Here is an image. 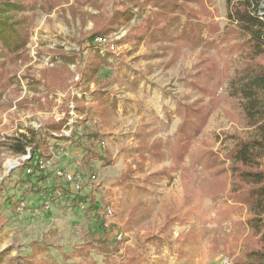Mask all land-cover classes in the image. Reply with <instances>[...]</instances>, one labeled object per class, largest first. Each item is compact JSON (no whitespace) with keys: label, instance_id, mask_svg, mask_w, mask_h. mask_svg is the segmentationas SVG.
Returning <instances> with one entry per match:
<instances>
[{"label":"rangeland","instance_id":"1","mask_svg":"<svg viewBox=\"0 0 264 264\" xmlns=\"http://www.w3.org/2000/svg\"><path fill=\"white\" fill-rule=\"evenodd\" d=\"M101 1L105 19L122 9L119 1ZM204 1L208 7L203 10L204 19L218 24L222 32L233 28L228 19L230 0ZM154 2L149 0L145 16L136 14L130 24L110 36L116 41V52L103 48L104 54L111 55L112 67L100 70L99 84L117 99V113L109 118L97 115L92 97L81 95L77 87L68 94H58L51 112L39 110L32 101L40 96L41 71L54 63L44 53L57 46L67 51L80 49L76 43L81 32L78 23L73 25L60 11L48 17L38 14L31 28V62L15 66L11 89L0 107V140L27 134L28 128L42 132L51 119L60 121L69 96L85 97L88 102L83 115H77L73 103L69 104L68 129L59 135L67 140H49L53 157L41 166L48 176L45 182L28 177L32 170L24 164L29 156L1 153L3 264H119L124 256L136 257L137 264H264L248 256L260 247L259 237L247 224L251 217L247 208L231 203L230 163L225 158L231 146L227 137H249L253 130L228 97L226 85L217 90L211 84L208 90L198 82L208 68L214 71L208 75L219 73L215 78L226 83L240 62L233 47L243 39L235 31L226 41L217 40L216 35L215 47L209 50L152 42L146 33V20L158 12ZM261 7L264 9V0ZM24 16L32 14L24 11L16 15ZM92 26L89 23L86 28ZM8 63L0 56V73L10 71ZM74 79L79 81V76ZM97 86L92 84L91 90ZM179 101L210 107L185 163L176 170L171 162L146 159L143 169L138 168L134 175L135 186L127 189L121 176L132 159H138L135 150L142 137L148 147L175 137L180 125ZM144 155L150 156L147 152ZM169 168L172 172L166 177L156 175ZM67 174L83 182L80 194L64 180ZM38 190L42 193H36ZM56 190L60 192L57 195ZM68 198L78 207H68ZM108 208L113 210L111 216L106 213ZM105 238L112 240L108 242L111 249L116 242L122 245L112 257L99 249V240Z\"/></svg>","mask_w":264,"mask_h":264},{"label":"trees","instance_id":"2","mask_svg":"<svg viewBox=\"0 0 264 264\" xmlns=\"http://www.w3.org/2000/svg\"><path fill=\"white\" fill-rule=\"evenodd\" d=\"M116 1L122 4V9L116 10L109 19H105L100 10L101 0H6L4 2L0 0V56L5 58L12 67L9 72L2 70L0 73V107L11 89L13 81L11 76L15 75V66L28 65L31 62L29 43L35 20L40 14L48 17L60 11L61 15L66 20L70 19L73 25L78 23V29L81 32L76 43L80 49L78 52L67 51L63 46H57L44 53L53 58L54 63L41 71L39 75L41 86L37 93L40 96H36L37 98L32 101L37 104L39 110L51 112L56 106L54 100L58 94H68L73 87H77L75 89L79 88L80 90L77 91L81 95L92 97L97 115L103 118L116 115L117 99L103 91V86L99 84L98 79L103 67H112L111 55L104 54L103 48L96 43V40L112 36L123 26L130 24L138 13L140 16H145L149 0ZM233 1L235 3L232 4L230 0L228 12L229 23L233 28L222 32L218 24L204 19L203 10L208 8L204 0H155L158 12L146 20V33L155 43L177 47H203V49L205 47L206 50L215 47L217 41L213 39L216 35H218L217 40L226 41L230 33L235 31L243 39L233 47L239 52L240 62L230 79L224 82L225 84L221 78H215L219 73L214 77L210 76L214 71L210 72L208 68L202 71L204 75L198 72L202 75L198 82L200 87H206L208 90L211 84L217 90L226 85L228 97L235 102L245 125L253 130V134L249 137L241 134L228 136L227 141L231 146L225 158L230 163L231 203L247 208L251 215L247 224L259 237L260 247L251 250L248 256L261 263L264 262V14L261 19L259 13L264 12V9L261 7L262 0ZM85 8L95 10L97 13H90L84 10ZM24 11H28L32 16L16 17ZM89 23L93 26L90 30H86ZM77 75L79 81L74 79ZM92 84L98 85L95 90H91ZM201 94L210 95V92L201 91ZM87 102L85 97L80 99L69 96L64 101L65 105L62 106L61 112L65 116L60 121L51 119L42 132L28 128L27 134L5 137L4 140H0V156L5 152L13 156H29L24 164V168L32 170L28 177L45 182L48 176L44 174L41 166L53 157L49 140L58 137L67 140L59 135L68 129L69 104L73 103L77 115H83ZM176 109L180 125L172 141L164 142V145L159 140L148 147L147 140L143 137L140 140L141 144L135 150L138 153V159H132L133 162L121 176V182L127 189H130L132 185L135 186V183H132L134 175L138 168L143 169L146 159L159 163L171 162L176 170L185 163L192 142L198 137L210 115V107L179 101ZM146 152L150 154L149 157L144 155ZM38 172L39 175H36ZM168 172H172V169H164L156 175L166 177ZM36 193L40 194L42 190ZM68 201L72 199L68 198ZM81 201L84 202L83 199ZM72 203L74 207L79 205L74 201ZM1 222L0 216V225ZM109 241L112 240L109 238L99 240V249L106 257H112L113 253H118L122 246L116 242L115 247L111 249L108 246ZM129 251L127 248V252ZM85 252L84 249L80 250V253L87 258ZM142 259L144 257L140 260ZM138 261L136 257L125 258L124 256L119 264H137Z\"/></svg>","mask_w":264,"mask_h":264},{"label":"built area","instance_id":"3","mask_svg":"<svg viewBox=\"0 0 264 264\" xmlns=\"http://www.w3.org/2000/svg\"><path fill=\"white\" fill-rule=\"evenodd\" d=\"M264 12L259 13V17L262 19ZM96 43L102 47L106 48L109 52H116V41L111 37H101L96 40ZM64 180L67 184L72 186V191L76 194H80V192L83 190V182L77 178L76 176H73L71 174H67L63 176ZM89 190H93L92 184H89ZM107 215L111 216L113 214L112 209H107L106 211ZM106 227H110V225H107Z\"/></svg>","mask_w":264,"mask_h":264},{"label":"crops","instance_id":"4","mask_svg":"<svg viewBox=\"0 0 264 264\" xmlns=\"http://www.w3.org/2000/svg\"><path fill=\"white\" fill-rule=\"evenodd\" d=\"M86 11H88L87 9H86ZM69 17V16H68ZM87 30H88V28H86ZM90 29V28H89ZM92 104H95V103H93L92 102ZM60 192H58V190H56V195L57 194H59ZM66 205L68 206V207H71V206H73V204H72V202L70 201H68V199L66 200ZM74 207V206H73Z\"/></svg>","mask_w":264,"mask_h":264},{"label":"bare ground","instance_id":"5","mask_svg":"<svg viewBox=\"0 0 264 264\" xmlns=\"http://www.w3.org/2000/svg\"><path fill=\"white\" fill-rule=\"evenodd\" d=\"M9 167H12V165L10 164V166Z\"/></svg>","mask_w":264,"mask_h":264}]
</instances>
